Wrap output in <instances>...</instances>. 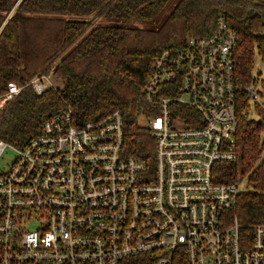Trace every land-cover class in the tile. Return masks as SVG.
Here are the masks:
<instances>
[{
	"label": "built area",
	"instance_id": "built-area-1",
	"mask_svg": "<svg viewBox=\"0 0 264 264\" xmlns=\"http://www.w3.org/2000/svg\"><path fill=\"white\" fill-rule=\"evenodd\" d=\"M216 29L153 62L140 116L154 140L151 176L124 154L117 110L81 124L66 109L22 147L0 141V160L13 153L0 171V264H264V225L241 241L227 219L240 181L213 178L235 160L237 131L235 36L224 18ZM49 77L8 83L0 114L28 86L42 94Z\"/></svg>",
	"mask_w": 264,
	"mask_h": 264
},
{
	"label": "trees",
	"instance_id": "trees-1",
	"mask_svg": "<svg viewBox=\"0 0 264 264\" xmlns=\"http://www.w3.org/2000/svg\"><path fill=\"white\" fill-rule=\"evenodd\" d=\"M170 1L0 0V22L5 23L0 31V95L8 83L25 86L37 76L50 75L62 86L40 95L30 86L23 89L0 114V141L22 147L39 135L46 120L66 109L81 124L117 110L123 116L124 154L145 164L151 176L154 140L139 120L153 62L163 51L180 50L189 37L211 36L224 18L236 45V158L218 163L213 178L220 183L246 180L227 219H236L241 241L250 239L253 229L264 225V105L255 104L257 118L248 117L244 91L257 83L254 58L264 60V2L179 0L156 29L111 26L114 20L154 21ZM97 18L109 24L86 21ZM259 82L264 89V79Z\"/></svg>",
	"mask_w": 264,
	"mask_h": 264
},
{
	"label": "rangeland",
	"instance_id": "rangeland-1",
	"mask_svg": "<svg viewBox=\"0 0 264 264\" xmlns=\"http://www.w3.org/2000/svg\"><path fill=\"white\" fill-rule=\"evenodd\" d=\"M179 0H171L169 2V4H167L163 9L162 12L160 13L159 17L154 20V21H150V22H141V21H134V20H114L111 23V26H119V27H125V28H138V29H156L158 26H160L164 19L169 15V13L171 12V10L173 9V7L178 3ZM87 22H89L90 24H92L93 26L96 25H102L107 23L104 20H101L99 18H97L96 20H86ZM109 24V23H107ZM252 77L257 80L256 86L251 85L250 88L254 89L255 92H258L260 94H262L263 97H259L256 100L250 99L249 103H248V117L251 118H257L255 111H254V105L257 104L259 106L264 105V89L261 88L260 86V82L262 79H264V60L261 61L258 57L254 58V69L252 72ZM46 85V87H53V88H61V84L58 83L52 76L49 77L48 83H44ZM141 125H144V122L140 121ZM6 152L3 154V157L0 160V171L2 170H6L7 169V165H9V162L11 161V159L13 158V153L12 151H10L9 149L5 150ZM246 190V180L243 179L242 181H240L239 184V191L244 192Z\"/></svg>",
	"mask_w": 264,
	"mask_h": 264
},
{
	"label": "water",
	"instance_id": "water-1",
	"mask_svg": "<svg viewBox=\"0 0 264 264\" xmlns=\"http://www.w3.org/2000/svg\"><path fill=\"white\" fill-rule=\"evenodd\" d=\"M259 1H263V2H264V0H259ZM4 24H5V23H1V22H0V31H1V29L3 28Z\"/></svg>",
	"mask_w": 264,
	"mask_h": 264
}]
</instances>
